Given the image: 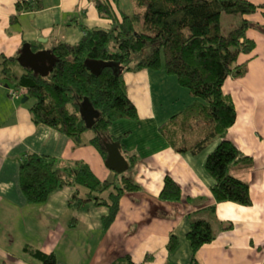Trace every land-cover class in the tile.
Segmentation results:
<instances>
[{"label":"trees","instance_id":"16d2710c","mask_svg":"<svg viewBox=\"0 0 264 264\" xmlns=\"http://www.w3.org/2000/svg\"><path fill=\"white\" fill-rule=\"evenodd\" d=\"M98 13L109 19V26L79 23L82 37L77 42L59 40L51 51L56 56L48 75L36 73L19 61L23 52L0 58V80L15 87L17 94L35 98L30 104L32 119L74 140L76 145H94L107 162L108 143L119 142L127 159V169L113 179H103L84 159L62 160L56 155L31 151L20 157V181L29 203L43 204L56 190L76 187L69 199L71 209L83 210L90 203L109 207L103 217L107 233L117 221L127 194L143 191L136 175L140 155L127 149L116 137L112 125L122 118L139 119L125 77L127 72L165 69L178 77L196 100L159 127L178 153L199 154L216 141L206 169L215 178L212 187L217 202L232 201L250 206L254 199L250 183L241 176L255 165L228 134L238 120L233 95L225 90L229 78L239 79L250 69L257 41L251 35L252 16L264 18V2L255 0H91ZM45 8L44 0H18L11 22L25 11ZM224 13L242 16L241 22L224 23ZM251 17V19L249 18ZM74 18H77L75 16ZM264 31V21L261 24ZM34 50L38 47L33 45ZM247 58L245 59L244 57ZM87 61H105L103 66ZM90 98L100 112L93 127L82 115V105ZM28 102V101H27ZM83 189L86 191L83 192ZM109 195L106 197V194ZM182 187L167 174L161 198L179 201ZM216 205H213L214 211ZM75 220V218H73ZM72 219V226H75ZM229 230L233 223H221ZM218 231L210 218L192 220L187 233L193 250V264H200L197 252L216 240ZM180 244L177 234L168 243L170 252ZM25 251L41 264H57L55 251L27 244ZM114 264H145L132 254Z\"/></svg>","mask_w":264,"mask_h":264},{"label":"crops","instance_id":"0c3cea01","mask_svg":"<svg viewBox=\"0 0 264 264\" xmlns=\"http://www.w3.org/2000/svg\"><path fill=\"white\" fill-rule=\"evenodd\" d=\"M17 1L0 0V58L16 54L27 43L33 50V45H41L34 50L39 51L51 50L59 40L75 42L61 36L64 25L69 26L66 33L70 27L78 29L80 40L79 23L89 5L96 9L91 0H44V9L22 12L16 22H11ZM66 14L77 18L67 21ZM255 29L257 35L250 32L258 45L251 55L249 72L239 79L229 78L225 84L239 113L228 136L255 160L250 172L241 173L250 183L253 204L216 201L212 191L215 178L206 169V161L219 140L196 155L178 153L160 132L162 124L196 100L178 77L165 69L127 72L130 95L140 118L115 121L112 133L125 135L123 145L140 155L136 178L143 191L124 197L120 215L107 233L103 217L109 212L108 206L90 203L83 210L69 208L76 187L58 189L45 203L35 204L40 217L49 219L50 232L64 228L47 250L56 252L57 264H114L129 253L145 264H193L187 233L192 220L198 218H210L218 231L216 240L197 252L200 264H264V33ZM14 91L13 85L0 80V264H41L25 251L27 244L38 246L28 237L30 206L35 205L27 201L22 190L19 158L35 151L62 160L84 159L103 179L115 178L116 171L107 166L94 145L78 146L69 136L35 123L29 98L24 102L26 96ZM167 174L182 187L179 201L161 198ZM229 222L232 229L221 228V223ZM172 234L180 239L174 252L168 249Z\"/></svg>","mask_w":264,"mask_h":264},{"label":"rangeland","instance_id":"374dc122","mask_svg":"<svg viewBox=\"0 0 264 264\" xmlns=\"http://www.w3.org/2000/svg\"><path fill=\"white\" fill-rule=\"evenodd\" d=\"M255 1L264 2V0H255ZM77 14L79 15L80 13L77 12ZM74 15L75 14H71V15L66 14L67 21H69L72 18H74ZM230 15H229V13H224L223 20H224L225 24H228L230 22H238L239 23V22L242 21V16H238L239 19H237L236 17H232ZM249 18L251 19V17H249ZM82 21L83 22H81V23L87 24L89 26H109L111 24L109 19L104 18L103 16H101L98 13V10H96L93 6L91 7L90 5H89V8L87 9V15L85 17H83ZM252 21L254 23L253 26H256V28L258 29V32L260 31V33L261 32L264 33V31L261 28V24L264 21L263 14L261 12H259L257 15L252 16ZM69 24H71V23H69ZM68 27L69 26H66V25L63 26V28H62L63 32L61 33V36H65V40H68L69 38H71V41L77 42V40H79L78 37H80V33L81 32L78 29L70 27V30H68V33H66V31H67L66 29ZM253 34L257 35L256 31H253ZM40 40L43 41V39H41V38H40ZM52 41H53V39L50 42H47V46L48 47L52 46ZM256 41H257V39H256ZM244 58L246 59L247 57H244ZM27 100H28V98L26 99V101ZM34 102H35V98H30L29 99V103H34ZM162 191H163V189H162ZM108 195H109V193L106 195V197ZM33 205H35V203ZM35 209H36V205L35 206H30V210L32 211V214L30 215V217H28V220L30 221V224H29L30 230H29L28 237H29V239H32V241L34 242L33 244H35V245H37L38 247H41V248L44 246L45 248H47L45 250H48L49 246H51L53 244V241L59 235V233L62 234L64 228L62 226H59V228L56 229V233H55V231L50 232L49 231L50 225H49V222H48L49 219H46L44 216L41 218L40 217V212L37 211V210L35 211ZM119 215H120V213H119Z\"/></svg>","mask_w":264,"mask_h":264},{"label":"water","instance_id":"95a60500","mask_svg":"<svg viewBox=\"0 0 264 264\" xmlns=\"http://www.w3.org/2000/svg\"><path fill=\"white\" fill-rule=\"evenodd\" d=\"M19 61L25 67L32 68L36 73L48 75L55 67L56 56L51 50L34 51L30 43L25 44L23 52L19 57ZM88 64L96 63L103 66H113V63L105 61H87ZM25 97L23 101L25 102ZM82 115L86 120L88 127H93L96 118L100 116V112L95 108L90 98H86L82 105ZM109 157L106 162L107 166L117 173H122L127 169V159L121 151L119 142L108 143Z\"/></svg>","mask_w":264,"mask_h":264},{"label":"built area","instance_id":"2783aa9c","mask_svg":"<svg viewBox=\"0 0 264 264\" xmlns=\"http://www.w3.org/2000/svg\"><path fill=\"white\" fill-rule=\"evenodd\" d=\"M19 95V94H18Z\"/></svg>","mask_w":264,"mask_h":264}]
</instances>
